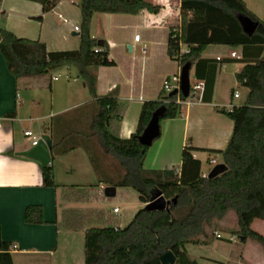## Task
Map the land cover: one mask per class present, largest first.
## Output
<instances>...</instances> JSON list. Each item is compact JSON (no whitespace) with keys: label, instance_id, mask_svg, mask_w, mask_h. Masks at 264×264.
<instances>
[{"label":"trees","instance_id":"1","mask_svg":"<svg viewBox=\"0 0 264 264\" xmlns=\"http://www.w3.org/2000/svg\"><path fill=\"white\" fill-rule=\"evenodd\" d=\"M29 1L39 3L42 12L47 13L61 0ZM79 9L81 23L77 51L47 52L43 43L17 38L0 28V53L6 67L15 79L51 75L65 66L76 68L78 77L94 99L95 114L90 120L89 132L83 134L72 130L66 118L55 119L53 127L58 130L59 125L64 124L66 129L59 131L51 153L63 155L81 147L88 153L97 185L132 190L144 206L157 194L169 201L168 210L162 212L146 211L143 207L122 229H87L84 264H161L160 257L169 251L176 257L175 264H196L189 259L185 246L207 245V230H213L229 212L237 218L239 238L252 241L264 251V236L251 229L253 221H264V21L248 10L242 0H180V27L177 32H168L167 55L179 62L180 67L185 63L192 64L193 77L204 83L203 103L211 102L220 67L226 63L243 64L235 78L248 90L246 99L230 111L220 110L233 123L231 136L224 150H204L209 155H221L226 170L209 179L203 177L200 161L193 158V152L199 149L190 145L182 149L179 171L176 168L147 170L143 167L148 148L139 144L138 137L151 115L161 106L166 108L161 120L180 117L181 104L177 100L185 101L182 96L162 92L157 100L143 102L135 132L129 138L121 139L118 129L125 108L115 96L97 97L96 80L88 72L90 67L116 65L110 59L107 43L96 50V41L90 36L94 14L134 15L140 11L157 14L159 9L144 0H79ZM5 15L0 13L1 18ZM238 17L257 23L251 36L243 32ZM37 20L41 21V18ZM180 44L189 53L178 59L174 55ZM209 46L240 49V58H201ZM14 115L15 112L7 114L9 117ZM79 136L85 138L72 139ZM95 145L105 157L118 164L122 170L119 177L114 179L101 167L98 163L100 155L93 154L97 149ZM42 183L47 188L57 187L51 166L42 168ZM24 220L30 225L46 223L39 205L26 207ZM12 248V242L3 240L0 234V264H13L9 253Z\"/></svg>","mask_w":264,"mask_h":264},{"label":"crops","instance_id":"2","mask_svg":"<svg viewBox=\"0 0 264 264\" xmlns=\"http://www.w3.org/2000/svg\"><path fill=\"white\" fill-rule=\"evenodd\" d=\"M144 1L157 7L159 12L150 14L147 11H140L134 15L102 14L103 17L100 19L104 20L106 25L109 23L113 26V30L118 32V38L99 39L92 35L90 28V36L96 41V48H100L97 46L98 42H102V45L107 43L110 59L114 62L110 46L123 44L125 29L146 32L141 66H135L131 62V66L124 69L117 64L113 67L88 68V72L96 80L97 97L115 96L125 108L118 129L121 139H127L135 132L142 103L157 100L163 92V81L170 77V74L178 73L181 68L179 62L167 55L168 32L180 27V0ZM242 1L248 10L264 21V0ZM72 5L77 7L76 11ZM2 12L6 15L4 18L0 17V28L6 29L17 38L39 41L45 45L47 52L77 51L79 48V36L73 35L78 33L73 32L64 22V20L75 24L80 22L79 0L78 2L61 0L47 13H43L41 5L34 1L0 0V13ZM38 18H41V21H38ZM105 28L107 30L108 27ZM73 38L77 39L72 40ZM125 42L128 51L132 52L134 45L140 44L142 40L139 38L138 41H134L128 35ZM231 52L240 55V49L209 46L201 58L230 59ZM167 64L176 66H163ZM74 69L75 72L71 75L69 72ZM63 70L68 72V76L66 81L60 82L59 73ZM191 71L194 73L193 67ZM218 72L219 69L210 103L197 101L186 105L187 110L180 117L160 121L159 137L162 138L156 151L146 154L144 169L176 168L179 171L182 149L186 145L199 149L193 152V158L200 161L203 176L207 173L203 171L201 155L213 156L211 160L207 158L210 163L212 160L215 161L213 165L223 164L221 155H209L204 150H224L231 136L233 123L220 113V110H214L211 116L213 122H208L210 126L205 127L199 110L202 107L213 106ZM233 94V92L230 94V105L233 104V100L240 99L239 95L234 98ZM93 103L94 99L89 95L85 83L78 77V72L73 66L62 67L47 76L15 79L9 73L0 53V234L3 240L13 244L9 252L13 264H84L85 231L89 228H101L86 227L84 224L86 219L92 222L91 224L122 229L134 215L132 213L124 216L122 223L123 221L118 219L111 221L102 213L98 204L108 200L103 194L106 187L97 185V176L88 153L83 148L77 147L63 155H53L51 147L50 166L57 186L55 188L43 186L42 167L39 162L17 155L31 148V141L23 136V132L28 128L23 129L20 136V129L24 127L22 123H27L29 127L36 126L39 132L37 136L49 137L53 145L58 141L59 131L66 129L65 125L61 124L57 130L53 127L55 126L53 121L66 118L72 130L77 134H83L85 121H83L85 126L82 127L80 124L82 120H91L95 114ZM195 107H199L198 110ZM12 112H15L13 117L7 116ZM191 128L196 131L194 135H190ZM203 131L206 132L203 134L205 139L200 138ZM217 157L220 158V163H217ZM107 161L109 160H104V164L107 163L105 172L113 175ZM30 205L42 207L45 224L30 225L25 222L24 212ZM228 217L229 213L217 222L215 227L227 226ZM255 221L251 224V229L259 233L260 229L257 231L253 227ZM215 227L212 234L220 235V231ZM261 229H264V226ZM237 235L231 234L229 238ZM228 239L223 242L226 247L221 255L210 252L212 251L210 248L221 250L224 246H214L215 244L210 242L207 245H186L185 251L189 259L196 264H264V251L260 246L251 242L252 248L248 250L246 243L249 240H246L240 241L242 246L236 248L233 246L236 241Z\"/></svg>","mask_w":264,"mask_h":264},{"label":"rangeland","instance_id":"3","mask_svg":"<svg viewBox=\"0 0 264 264\" xmlns=\"http://www.w3.org/2000/svg\"><path fill=\"white\" fill-rule=\"evenodd\" d=\"M78 2V0H77ZM73 6V5H72ZM74 10L76 11V6H73ZM80 17H81V14H80ZM103 15L102 14H95L94 15V19L92 21V23H90V28H91V33L94 37H97L99 39H103V38H107L108 40L112 39V38H118V32H116V30L114 31L113 30V26H110L109 23H107L106 25V22H104V20H101L100 18H102ZM80 23H81V18H80V22H76L73 23V22H69V26L71 27L72 31L74 32L73 28L74 27H78V29L80 30ZM67 25V26H68ZM106 27L107 30H106ZM79 34V32H76ZM108 34V35H107ZM128 35H130V37H132L134 39V36L137 35L141 40L142 42L138 45H134L133 47V51L132 52H129L128 51V47H127V44H126V39L128 38ZM123 36H124V42L123 44H120V46H110V54H111V58H113L117 64V66H120L122 69H124V67L126 66H131V62L134 63L135 66H141L140 64V61H141V58L143 57V43H144V40L146 39V32L142 31V30H138V31H133V30H130V29H125L123 31ZM74 39H77V38H73L72 40ZM116 43V42H115ZM131 43V42H130ZM133 60V61H132ZM163 66H176V65H163ZM243 66L242 63H239V62H236V63H226L224 64L222 67L219 68V72H218V79H217V87H216V95H215V99L213 101V106L210 107V106H207V107H202V109H199L201 110V114L202 117H203V121H204V126H210L209 123H212V117L213 116V113L214 110H222L223 108L226 110V111H230L232 109V105L234 106H240L244 103L245 99H246V96L248 94V90L239 85L236 81V78H235V74L236 72L240 71L241 67ZM75 72V69L74 70H71L69 73L71 75H73ZM178 72H180V69L178 70ZM60 75V82H64L66 81L67 79V76H68V72H66L65 70H63L62 72L59 73ZM170 76H172L170 74ZM195 81V78L193 77V72L191 71L190 72V82L191 83H194ZM231 92L233 93H237L239 96H240V99L238 100H233L232 101V105H230V94ZM126 102H123V104H125ZM185 103V102H184ZM197 105V104H196ZM135 107V106H134ZM137 107V105H136ZM133 108V107H132ZM196 110H198L197 108L199 107H195ZM131 110L130 109V113H129V118L131 119ZM187 110V106L186 104H181V113H185ZM71 114V113H70ZM74 114V113H73ZM192 118H194V115L192 114ZM134 119H135V116H134ZM227 122L228 119H226ZM85 121V124L86 126L84 125V122ZM209 122V123H208ZM231 122V121H230ZM82 124H80V126L84 125V129H85V132H89V124H90V120H82L81 121ZM22 125L24 126L22 129H20L21 132L20 133V136H22V130L23 129H26L28 128V130L34 135V136H37L39 135L38 133V130H36V126H30L27 124V123H22ZM83 127V126H82ZM190 132L191 134L190 135H194L195 132L193 131V129L191 128L190 129ZM206 132L203 131L202 132V137L200 138H204L205 139V136L203 134H205ZM75 136V135H74ZM39 137V136H37ZM83 137V138H82ZM79 136V137H72V139H84L85 137L84 136ZM162 137H159L155 142L154 144L148 148L147 150V153L148 154H152V152H155L156 149L158 148V142H160ZM27 139V138H25ZM93 140H95L93 138ZM96 141H94V143H92L93 145L95 144ZM28 143V142H27ZM91 144V145H92ZM92 145V146H93ZM97 147L93 149H96V150H93V154H95L97 157L100 155V157H102L101 161L100 159L98 160V163L101 165V167H103L104 169L107 168V163L106 165L104 164V160H109L107 161L108 162V167H110V170H112V173L113 174V178H117L119 177L121 174H122V170L120 169V167L118 166V164L113 160V159H110L109 157H105L101 151V149L95 145ZM146 153V154H147ZM202 159H203V171L205 173H207V175L215 168V166H217L218 164H211L210 163V160L213 156H203L201 155ZM205 158V160H204ZM210 159L209 161L207 160ZM217 163H220V158L217 157ZM206 175V176H207ZM73 181V180H71ZM105 187H107V185L103 184ZM128 190V191H127ZM118 193L116 194V196L114 198H111V199H108L104 202H100L98 204V207L99 209L102 210V213L104 215H106L107 217H109L111 219V221H114L116 219H118V221L122 220L124 223V216H127L128 214H132V213H136L138 210L142 209L144 206H142L140 204V202L138 201V198H137V194L132 191V190H129V189H118L117 190ZM117 209L118 210V214H115L113 213V209ZM134 216V215H133ZM227 216V215H226ZM120 218V219H119ZM133 218V217H132ZM131 218V219H132ZM236 216L233 212H229V217H228V221H227V226L225 227H215L216 229H218V231H220V236L222 237V239L220 240H217L215 239L214 237H216V234H212V231L213 230H210L208 229L207 230V233L209 235V242L210 243H214L215 245L214 246H218V245H222L224 246L223 249L221 250H216L214 249L215 247H211L210 252L212 253H219L220 255L223 253V250L225 249V245H223V242L226 241L229 236L231 234L233 235H237V230H238V227H237V221H236ZM131 221V220H130ZM90 223V224H89ZM92 222H89V220H85L84 221V224L86 225V227H103L101 224L100 225H97L95 223L91 224ZM124 225V224H123ZM127 225V224H125ZM264 226V222L262 221H255L253 227L255 228V230L257 229V231L259 230V233H261V235L264 236V229H261L263 228ZM214 229V228H213ZM236 242L233 246H235L236 248L237 247H241L242 246V243L240 242L239 238H238V235L236 236ZM252 241H248L246 243V248L248 250H251V244Z\"/></svg>","mask_w":264,"mask_h":264},{"label":"water","instance_id":"4","mask_svg":"<svg viewBox=\"0 0 264 264\" xmlns=\"http://www.w3.org/2000/svg\"><path fill=\"white\" fill-rule=\"evenodd\" d=\"M239 24L243 30V32L251 36L257 27V23L251 21L246 17H238ZM78 36V34H73ZM98 47L102 46V42L97 43ZM192 68L191 63H185L180 69V90L179 95L184 99L188 98L190 91V70ZM177 90H174L169 96L177 95ZM166 111L165 106H161L158 108L152 115L151 118L143 130L142 134L138 137V142L141 146L149 148L152 146L155 140H157L160 136V121L163 118V115ZM52 147L51 140L47 136L41 137V139L37 142V144L28 150L21 152L17 155L21 157H25L31 160H35L39 162L42 168H46L50 166L51 156L50 149ZM226 170V166L224 164H219L215 166V168L208 174L207 178H214ZM104 197L107 199L114 198L116 196V188L115 187H106L104 189ZM175 202V200H173ZM169 201H167L161 194H157L152 200L144 206L143 209L146 211H166L168 210ZM240 241L244 239L242 237L239 238ZM161 264H175L176 257L172 252H167L160 257Z\"/></svg>","mask_w":264,"mask_h":264},{"label":"built area","instance_id":"5","mask_svg":"<svg viewBox=\"0 0 264 264\" xmlns=\"http://www.w3.org/2000/svg\"><path fill=\"white\" fill-rule=\"evenodd\" d=\"M59 17L61 18V16H59ZM64 22L66 24H69V22L66 21V20H64ZM178 29L177 30H173V32H177ZM73 30H74V32H80L78 27H74ZM138 40H139V37L137 35L134 36V41H138ZM179 46H180V49L174 55V57H176L178 59H180L183 55H186V54L189 53V50L186 47L182 46L181 44ZM96 50H99V48H97ZM143 51H144V49H143ZM239 58H240V55H237L235 52H231L230 53V59H239ZM220 59L221 58H217V60H220ZM203 89H204V83L202 81L195 80L194 83L190 82V91H189L188 98H186L185 101H183V102H180L179 100H177V102L180 103V104L189 105V104L195 103L197 101H201L202 94H203ZM174 90H177V92H178L177 96H180L179 95V90H180V72H178V73L166 78L163 81V83H162V91L165 94H170ZM233 97L237 98L238 94L234 93ZM140 100H141V98H140ZM23 136H24V138H27V139H29L31 141V146L30 147L35 146L37 144V142L41 139V137L34 136L29 130L24 131L23 132ZM214 163H215V161L212 160L211 164H214ZM203 177H207V176L204 175ZM113 213L117 214L118 210L116 208L113 209ZM216 238L217 239H221L222 237L219 234H216ZM236 239L237 238L235 236H232L228 240L229 241H236Z\"/></svg>","mask_w":264,"mask_h":264}]
</instances>
